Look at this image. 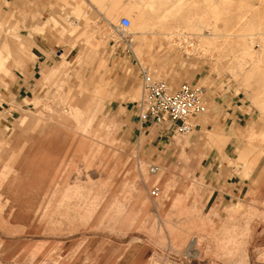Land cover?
<instances>
[{"label":"rangeland","instance_id":"obj_1","mask_svg":"<svg viewBox=\"0 0 264 264\" xmlns=\"http://www.w3.org/2000/svg\"><path fill=\"white\" fill-rule=\"evenodd\" d=\"M142 67L242 120L149 141ZM0 77V264H264V0H0Z\"/></svg>","mask_w":264,"mask_h":264},{"label":"crops","instance_id":"obj_2","mask_svg":"<svg viewBox=\"0 0 264 264\" xmlns=\"http://www.w3.org/2000/svg\"><path fill=\"white\" fill-rule=\"evenodd\" d=\"M143 17L147 19L145 13H143ZM39 56L40 55H37V59H39ZM61 56H64L63 53L61 54ZM17 59L18 56H12V62L14 61L16 67H19V61ZM4 65L5 73H9L13 76V73L16 72V69L11 66L6 56L4 59ZM41 75L43 80L46 81L48 85L52 82V72H50L46 68V66H43L41 68ZM195 82L196 84L192 85L201 86L203 88V95L207 101L208 109L205 113L200 114L196 117V127L194 128V130L198 128L199 130H201L204 127L210 126H226L229 124L234 125L242 120L246 107L242 102L240 94L235 91L232 85L226 84L224 80L211 74H203L202 76H197L195 78ZM0 84H2L1 77ZM59 97L61 96L58 95V91L54 92L52 89H48L42 98L37 97L35 99L27 100V103H32L36 107V110H63L64 108L58 105L59 102L57 101V99ZM98 98L102 99V96H98ZM86 101L87 103L89 102L90 105L91 101L88 97H86ZM89 105L84 110H89ZM67 106H69V109L71 110L72 101H69ZM126 109H128V107H126ZM130 110L134 117L135 132H138L140 134L146 133L148 140L153 142L157 140L162 142L163 139L167 142H170L171 139H173V134H175V132L172 130L171 124H158L153 120H141L138 112L139 109L136 103ZM25 112H27L26 109L24 110L23 115ZM61 113L62 115H64L63 111ZM60 123L61 122H56L55 124ZM43 127L44 128L42 129L49 130L51 124L50 126L45 124V126ZM261 167L264 170V161Z\"/></svg>","mask_w":264,"mask_h":264},{"label":"built area","instance_id":"obj_3","mask_svg":"<svg viewBox=\"0 0 264 264\" xmlns=\"http://www.w3.org/2000/svg\"><path fill=\"white\" fill-rule=\"evenodd\" d=\"M119 26L127 29L131 19L123 16ZM142 95L136 102L139 117L143 121L153 120L158 124H171L176 134H187L196 127V117L208 109L201 86L183 83L173 89L169 83L155 78L147 68H141ZM153 172L157 167L151 168ZM159 191L154 186L152 192Z\"/></svg>","mask_w":264,"mask_h":264}]
</instances>
